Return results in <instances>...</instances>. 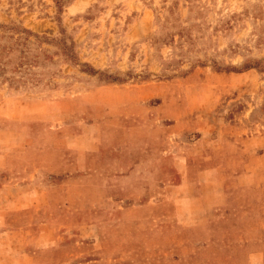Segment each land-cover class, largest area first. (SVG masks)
Instances as JSON below:
<instances>
[{"label": "rangeland", "instance_id": "obj_1", "mask_svg": "<svg viewBox=\"0 0 264 264\" xmlns=\"http://www.w3.org/2000/svg\"><path fill=\"white\" fill-rule=\"evenodd\" d=\"M21 111L41 142L56 141L49 124L84 121L91 140L155 156L243 138L219 188L234 210L230 264H264V0H0V138Z\"/></svg>", "mask_w": 264, "mask_h": 264}, {"label": "crops", "instance_id": "obj_2", "mask_svg": "<svg viewBox=\"0 0 264 264\" xmlns=\"http://www.w3.org/2000/svg\"><path fill=\"white\" fill-rule=\"evenodd\" d=\"M5 121L0 172L19 171L0 178V237L12 235L0 264L233 261L234 210L219 188L243 138L224 140L221 152L196 140L158 148L155 156L149 147L98 140L99 134L91 140L84 121L49 124L57 137L49 142H41L43 131L32 133L30 123L38 120L25 111ZM31 136L36 146L28 145Z\"/></svg>", "mask_w": 264, "mask_h": 264}, {"label": "trees", "instance_id": "obj_3", "mask_svg": "<svg viewBox=\"0 0 264 264\" xmlns=\"http://www.w3.org/2000/svg\"><path fill=\"white\" fill-rule=\"evenodd\" d=\"M21 32H23V33H31L28 29H25V28H22Z\"/></svg>", "mask_w": 264, "mask_h": 264}]
</instances>
